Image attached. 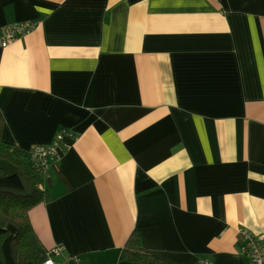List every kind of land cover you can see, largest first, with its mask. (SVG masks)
<instances>
[{"label": "crops", "instance_id": "1", "mask_svg": "<svg viewBox=\"0 0 264 264\" xmlns=\"http://www.w3.org/2000/svg\"><path fill=\"white\" fill-rule=\"evenodd\" d=\"M26 22L0 46V136L74 134L29 211L42 245L132 264L138 231L172 264H244L242 232L264 234V0H0V34Z\"/></svg>", "mask_w": 264, "mask_h": 264}, {"label": "trees", "instance_id": "2", "mask_svg": "<svg viewBox=\"0 0 264 264\" xmlns=\"http://www.w3.org/2000/svg\"><path fill=\"white\" fill-rule=\"evenodd\" d=\"M31 152L0 136V264H5L2 244L10 236L7 225L15 227V233L10 236L15 264H43L49 255L29 217L34 206L48 199L42 188L46 166L36 162ZM118 260L132 264H172L145 248L138 231L130 234L119 250Z\"/></svg>", "mask_w": 264, "mask_h": 264}, {"label": "built area", "instance_id": "3", "mask_svg": "<svg viewBox=\"0 0 264 264\" xmlns=\"http://www.w3.org/2000/svg\"><path fill=\"white\" fill-rule=\"evenodd\" d=\"M34 28L33 22H26L20 24H13L4 26L0 34V46L5 47L12 42L19 40L27 35ZM74 134L68 129L63 128L57 135L56 140L51 146H35L32 149V158L39 164L47 166V158H55L60 155L59 148L66 144L69 139H73ZM245 239L243 244V254L247 260L244 264H264V234L259 236H252L248 232H242ZM63 251V246H54L49 249V255L43 264H63L57 261L56 257ZM73 264H78L75 258ZM202 264H213L211 261H203Z\"/></svg>", "mask_w": 264, "mask_h": 264}, {"label": "rangeland", "instance_id": "4", "mask_svg": "<svg viewBox=\"0 0 264 264\" xmlns=\"http://www.w3.org/2000/svg\"><path fill=\"white\" fill-rule=\"evenodd\" d=\"M7 227H8L9 229H11V228H12V226H10V225H7ZM9 229H8V230H9ZM9 239H10V238L8 237V240H9Z\"/></svg>", "mask_w": 264, "mask_h": 264}]
</instances>
